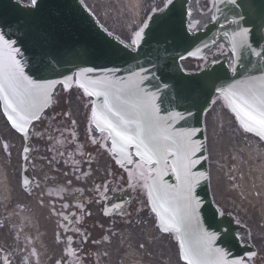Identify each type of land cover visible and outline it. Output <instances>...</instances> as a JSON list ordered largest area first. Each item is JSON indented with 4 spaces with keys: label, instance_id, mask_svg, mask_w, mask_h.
<instances>
[{
    "label": "water",
    "instance_id": "95a60500",
    "mask_svg": "<svg viewBox=\"0 0 264 264\" xmlns=\"http://www.w3.org/2000/svg\"><path fill=\"white\" fill-rule=\"evenodd\" d=\"M217 2L213 22L192 32L189 29L192 0H171V3L167 0L165 8L149 18L133 49L109 34L81 0H37L36 6L0 0V35L14 41V46L20 49L17 58L29 79L41 84L56 82L50 96L60 82L69 86L75 73L81 81L107 76L124 82L143 77L141 87L152 97L159 116L169 120L176 132L196 130L193 137L196 163L192 170L199 179L194 196L200 202V226L215 234L214 248L224 252L230 261L242 262L250 249L236 235L238 229L233 220L224 216L212 200L204 120L217 96L224 97L223 89L242 82H251L258 88L264 78V0ZM230 23L233 25L229 26ZM221 38L232 52L233 69L227 58L213 61L199 72L183 69L181 60L203 58ZM87 68L93 71L84 72ZM93 97L99 113L103 97ZM98 128L102 130L103 125ZM252 133L257 134V130ZM114 151L121 161L135 156L121 154L118 145ZM128 152L134 153L135 149ZM164 181L177 183L171 172Z\"/></svg>",
    "mask_w": 264,
    "mask_h": 264
},
{
    "label": "flooded vegetation",
    "instance_id": "af4514ba",
    "mask_svg": "<svg viewBox=\"0 0 264 264\" xmlns=\"http://www.w3.org/2000/svg\"><path fill=\"white\" fill-rule=\"evenodd\" d=\"M92 109L93 100L77 85L60 86L52 105L32 123L27 136L0 137V171L10 179L17 198L0 203V264H108L110 254L114 259L125 249L121 239L125 233L145 237L153 227L145 186L148 166L137 160L129 167L118 164L109 136L92 125ZM234 138L235 147L254 143L250 138ZM27 168L32 183L25 191L18 181ZM46 197L48 202L43 200ZM14 210L33 218L36 235L20 236L25 218L13 214ZM232 212L227 213L248 226L243 216ZM261 224L246 231L261 250L257 247L248 264H264Z\"/></svg>",
    "mask_w": 264,
    "mask_h": 264
},
{
    "label": "snow or ice",
    "instance_id": "6c2138e0",
    "mask_svg": "<svg viewBox=\"0 0 264 264\" xmlns=\"http://www.w3.org/2000/svg\"><path fill=\"white\" fill-rule=\"evenodd\" d=\"M31 3L36 6L37 0H31ZM144 28L136 33L137 39L141 38ZM14 44V41L0 35V98L4 101L5 114L12 127L27 136V124L38 118L39 109L49 103L50 91L56 82L41 84L29 79L17 58L20 49ZM92 71V68L84 70L86 73ZM142 83L143 77L124 82L107 76L100 80H77V86L86 95L103 97L100 112L95 106L92 110L96 126L103 125L102 130L108 132L113 146L118 145L121 154L135 155L148 166L150 183L145 186L152 211L159 221L158 227L162 232L176 235L180 256L186 264H242L241 261H230L224 252L214 248L215 234L205 232L200 226V202L194 196L199 179L192 170L196 163L193 159L196 130L174 131L171 122L159 116V109L141 87ZM222 92L244 130H257V135L264 139V78H261L258 88L251 82H242ZM132 148L135 152H128ZM134 162L129 160V163ZM169 172L176 178L174 185L164 181ZM140 176L143 177V172ZM132 180L130 174V184Z\"/></svg>",
    "mask_w": 264,
    "mask_h": 264
},
{
    "label": "rangeland",
    "instance_id": "374dc122",
    "mask_svg": "<svg viewBox=\"0 0 264 264\" xmlns=\"http://www.w3.org/2000/svg\"><path fill=\"white\" fill-rule=\"evenodd\" d=\"M83 1L104 27L128 42L132 41V37L142 25L143 20L154 9L162 8L165 3L164 0H141L140 7L136 10L132 0ZM224 53V49L220 48L213 53V56L218 57ZM0 116L2 117L1 113ZM234 121V117L221 101L216 102L207 116L209 151L212 163L216 162L215 167L218 166L214 173L213 188L219 203H226L227 197L230 201H235L245 213L255 216L258 213L256 203L259 202L260 197L251 196L252 190L249 184L247 185L246 174L240 175L242 168L235 163L240 159L237 155L235 161H232L234 156H231L229 147L224 141V138L230 134L229 131L232 130ZM260 192L262 194V191ZM131 242L129 244L131 248L123 254L122 264H184L180 260L179 248L173 243L171 236L167 238L168 248L162 244L164 249H160L161 244L157 243L148 247L146 252L139 249L143 244L138 239ZM155 254L158 255L157 260L154 258ZM148 255H151L153 259H148Z\"/></svg>",
    "mask_w": 264,
    "mask_h": 264
},
{
    "label": "bare ground",
    "instance_id": "6f19581e",
    "mask_svg": "<svg viewBox=\"0 0 264 264\" xmlns=\"http://www.w3.org/2000/svg\"><path fill=\"white\" fill-rule=\"evenodd\" d=\"M133 5L135 6L136 10L139 9L141 0H132Z\"/></svg>",
    "mask_w": 264,
    "mask_h": 264
}]
</instances>
